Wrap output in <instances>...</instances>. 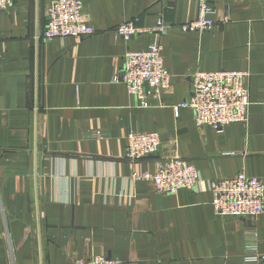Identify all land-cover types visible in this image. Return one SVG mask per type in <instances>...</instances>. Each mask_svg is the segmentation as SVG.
<instances>
[{"label": "crops", "instance_id": "0c3cea01", "mask_svg": "<svg viewBox=\"0 0 264 264\" xmlns=\"http://www.w3.org/2000/svg\"><path fill=\"white\" fill-rule=\"evenodd\" d=\"M52 0H14L0 10V264H73L94 255L123 264H264V212H215L209 181L264 176V0H212L217 25H181L195 0H83L92 35L45 41ZM134 19L149 29L129 40L114 29ZM166 26L155 30L160 23ZM163 45L169 88L129 93L114 75L130 50ZM248 70L246 121L198 127L190 107L198 71ZM131 131H157L159 152L127 157ZM190 159L196 189L159 193L160 157Z\"/></svg>", "mask_w": 264, "mask_h": 264}, {"label": "built area", "instance_id": "2783aa9c", "mask_svg": "<svg viewBox=\"0 0 264 264\" xmlns=\"http://www.w3.org/2000/svg\"><path fill=\"white\" fill-rule=\"evenodd\" d=\"M197 16L181 25L185 31L204 32L216 27L212 16L216 9L212 0H195ZM14 0H0V10L9 8ZM83 0H52L47 9V21L42 38L49 41L55 38H81L96 32L88 23ZM166 26L161 22L155 29L162 31ZM117 35L126 40L149 31L136 25V20H127L114 29ZM248 70H198L191 75V96L175 107H190L194 111V121L198 127H210L222 131L227 125L246 121L248 117L250 93ZM115 82H122L129 93L137 96L141 104L148 105L150 93L167 89L172 84V74L165 64L163 45L152 42L147 49L130 50L124 55L122 69L114 75ZM160 134L157 131H131L127 135V157L138 162L159 152ZM134 180L153 181L159 193H178L183 188L199 187L200 174L195 164L181 156L160 157L155 161L154 171H135ZM213 192L215 212L225 217L259 216L264 212V176L248 175L239 172L227 178H215L208 183ZM264 261V255H251ZM73 264H123L122 260L94 255L85 261L76 259Z\"/></svg>", "mask_w": 264, "mask_h": 264}]
</instances>
